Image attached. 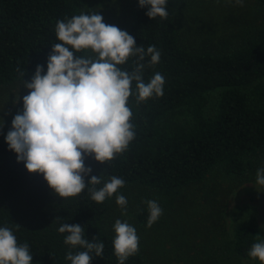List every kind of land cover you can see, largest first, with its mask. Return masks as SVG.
<instances>
[{
	"label": "trees",
	"instance_id": "obj_1",
	"mask_svg": "<svg viewBox=\"0 0 264 264\" xmlns=\"http://www.w3.org/2000/svg\"><path fill=\"white\" fill-rule=\"evenodd\" d=\"M185 2L166 0L167 18L153 20L138 0L127 6L123 31L145 52L154 46L160 60L151 64L150 56L143 61L131 56L118 67L131 72L139 61L144 65L145 83L156 73L163 75L165 83L163 95L138 104L133 81L134 95L128 106L134 139L105 164L85 157V167L92 170L84 177L89 188L99 190L112 176L125 181L112 196L97 203L86 188L75 197L62 199L41 174L29 173L6 141L0 140V227H9L18 244L29 245L31 264H71L65 258L69 251L86 250L64 243L67 233L58 231L64 223L80 225L86 239L95 237L93 242L103 243L102 255L93 252L90 264H119L107 217L116 197L127 188L148 189L153 194L151 201L163 211H171L179 207L182 190L204 182L212 170L240 177L253 167V156L264 154V0H258L263 10L261 26L226 49H189L182 43L179 20ZM83 6L82 0H0V86L31 81L38 65L46 74L51 47L60 43L57 22L89 14ZM88 51L76 55L86 56ZM247 86L251 88L243 90ZM215 90H220L215 111L207 115V97ZM179 112L187 113L186 124L174 121ZM91 176H100L101 183L89 185ZM148 219V208L142 207L136 220L148 224ZM257 235L252 225L238 224L234 253L252 259L248 251ZM144 253L139 245V251L125 264H146Z\"/></svg>",
	"mask_w": 264,
	"mask_h": 264
},
{
	"label": "clouds",
	"instance_id": "obj_2",
	"mask_svg": "<svg viewBox=\"0 0 264 264\" xmlns=\"http://www.w3.org/2000/svg\"><path fill=\"white\" fill-rule=\"evenodd\" d=\"M236 3L242 5V0ZM138 4L148 8L146 15L151 20L167 18L166 0H138ZM55 33L60 43L51 47L46 74H42L43 66L38 65L31 82L24 84L28 94L23 97L22 113L12 120L6 143L17 161L23 162L29 173L41 174L60 198L75 197L88 188L91 199L102 203L125 181L112 176L99 190L89 188L84 177L92 170L85 167V157L92 156L105 164L127 149L135 137L128 106L130 96L134 95L133 81L138 104L153 95H163L165 83L160 73L145 83L144 65L139 61L147 55L151 57L150 63L156 64L160 53L154 46H149L146 52L144 47H137L131 35L115 25L105 24L97 12L58 21ZM85 50L92 55H76ZM131 56L139 57L134 69L121 70L118 66ZM256 177L257 184L264 186V167L258 169ZM100 183V176H91L89 185ZM116 203L126 207V197L117 196ZM145 203L150 226L160 217L162 209L155 201ZM113 227L114 254L119 264H125L128 257L139 251V237L126 221L116 220ZM58 231L67 233L66 245L86 249L75 254L69 251L65 258L71 264H90L93 252L97 257L102 255L103 243L93 242L95 237L92 241L86 239L80 225L64 223ZM256 237L248 256L264 264V239ZM32 258L26 242L18 244L9 227H0V264H31Z\"/></svg>",
	"mask_w": 264,
	"mask_h": 264
},
{
	"label": "rangeland",
	"instance_id": "obj_3",
	"mask_svg": "<svg viewBox=\"0 0 264 264\" xmlns=\"http://www.w3.org/2000/svg\"><path fill=\"white\" fill-rule=\"evenodd\" d=\"M132 0H82L88 12L103 16L105 24L123 31L127 6ZM263 10L258 0H186L181 9L180 35L189 49H226L239 44L262 24ZM92 55L90 50L86 56ZM23 83L0 86V140L6 141L12 120L23 110L28 89ZM251 86L243 90L250 89ZM220 90L208 94L205 112L212 115ZM174 121L186 124L189 117L179 112ZM253 167L243 176H226L214 169L204 182L182 190L179 207L163 211L152 223L140 224L137 212L152 199L148 189L133 185L123 192L126 207L112 203L107 230L113 235L116 220L136 229L146 264H260L237 256L233 249L234 228L252 225L264 239V186L256 182L264 167V154L252 157Z\"/></svg>",
	"mask_w": 264,
	"mask_h": 264
}]
</instances>
